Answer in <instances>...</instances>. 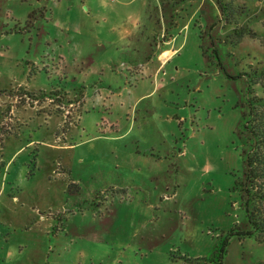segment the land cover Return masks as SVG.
<instances>
[{
  "label": "rangeland",
  "instance_id": "1",
  "mask_svg": "<svg viewBox=\"0 0 264 264\" xmlns=\"http://www.w3.org/2000/svg\"><path fill=\"white\" fill-rule=\"evenodd\" d=\"M232 1L0 0V264H264V0Z\"/></svg>",
  "mask_w": 264,
  "mask_h": 264
},
{
  "label": "trees",
  "instance_id": "2",
  "mask_svg": "<svg viewBox=\"0 0 264 264\" xmlns=\"http://www.w3.org/2000/svg\"><path fill=\"white\" fill-rule=\"evenodd\" d=\"M222 11H231V19L234 17L233 1L216 0ZM234 12V13H233ZM233 14V15H232ZM230 16V14H229ZM237 36L242 37L245 29H236ZM250 112L247 114L245 131L250 134V153L246 157L247 171L244 181L241 183L243 208L251 227L245 234L255 236L258 242H264V113L259 111L264 108V98L254 96L250 98ZM226 244L222 243L216 255L218 264H222Z\"/></svg>",
  "mask_w": 264,
  "mask_h": 264
}]
</instances>
